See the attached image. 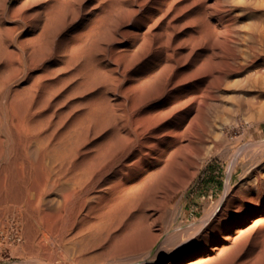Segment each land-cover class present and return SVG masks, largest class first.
Returning a JSON list of instances; mask_svg holds the SVG:
<instances>
[{
    "label": "bare ground",
    "instance_id": "6f19581e",
    "mask_svg": "<svg viewBox=\"0 0 264 264\" xmlns=\"http://www.w3.org/2000/svg\"><path fill=\"white\" fill-rule=\"evenodd\" d=\"M260 101L264 0H0V246L15 232L50 264H264V149L255 130L229 140ZM226 152L242 171L224 197L153 252L151 222Z\"/></svg>",
    "mask_w": 264,
    "mask_h": 264
},
{
    "label": "rangeland",
    "instance_id": "374dc122",
    "mask_svg": "<svg viewBox=\"0 0 264 264\" xmlns=\"http://www.w3.org/2000/svg\"><path fill=\"white\" fill-rule=\"evenodd\" d=\"M18 51H20V50L17 49V52ZM260 102H262V101H260ZM260 102L257 103V107H256V109H259V111H257L255 109L252 111V113H250L253 115L254 120L255 121L257 120L256 121L257 126H254L255 129H253V127H252V129L250 127L247 128V126L246 125L244 126V124H235L231 128L230 133L228 132L229 138L231 137L229 139L230 142L234 141V139H233L234 136L240 135V136H242V138H244V137L246 138L247 136L250 135L251 131L255 130L254 132L257 135L258 134L260 135L257 138L258 143L260 144L259 148H260V150L264 149V133H263L264 132V124H263L264 120H261V119H264V117H263L264 116V114H263L264 113L263 112L264 111V104H263L264 101L262 103H260ZM262 104H263V106H261ZM260 106H261V108H259ZM261 117H263V118H261ZM260 120L263 122H261ZM220 155H222V156H220ZM208 156H209L208 159L204 163L205 164L204 167H201V170L198 171L196 176L187 185V187L185 186L184 189L178 188L179 190L178 189L176 190V193H174L175 195L173 194L172 198L167 201V204L157 214L156 218H154V221L151 222L150 228H152V230H154L156 227H160L161 235L164 233L162 236L160 235L159 240H158V244L151 249V250H154L153 252H157L159 249H161L163 251H165V249H166V252H170V250H168V249H170V247H169L170 243L175 239H177L178 241L183 239L186 232H189V227L191 226V224H194L195 221H196V223L200 222L202 219H204L203 218L204 216L207 217L206 214H208V212L210 214L214 210L215 206L224 197L225 192H226V187L231 186L234 183V181L236 180V178L238 177V175L240 174V172L242 171V165L239 163H237L235 169L232 170L233 165L231 167L230 161H229L230 157H229L228 152H226V154L220 153V154H215L213 156L208 154ZM211 157H212V159H211ZM239 205H240V203L237 201L235 207H237ZM171 207H173V208H171ZM209 209H210V211H208ZM172 211H174V212H172ZM173 214L175 215V217ZM168 215H170V218H167V217H169ZM172 215H173V219H172ZM181 221L184 223H182ZM157 222L160 224H158ZM172 226H177L179 228L177 230L178 234H174L171 231ZM167 228H169V229H167ZM181 233H183V236H181ZM2 235L4 236V233L0 232V238L3 239ZM14 236H15V238H14ZM6 238L8 240V244L0 246V248H1L0 253L2 251V253L0 254V260L2 259L0 263H3V264L4 263H6V264H28V263L29 264H39L40 262L44 263V264H50L51 263L50 259L49 258L47 259V257H45V258L40 257L39 258L40 262H39L38 259L35 257L36 252H34V250H32V249H28V247L25 246V241H22L23 239L18 234H16L15 232H8V235L6 236ZM2 239H0V241ZM18 241H20L21 243ZM13 242L15 245L13 244ZM16 246H18V247H16ZM26 248H27V250H26ZM9 249H11V250H9ZM10 254H11V257H10ZM21 256H23V257H21ZM31 256H33L34 258ZM5 257H6V259H5ZM30 261H33V262H30ZM37 261L39 263H37ZM180 263L181 262H178V264H180Z\"/></svg>",
    "mask_w": 264,
    "mask_h": 264
}]
</instances>
